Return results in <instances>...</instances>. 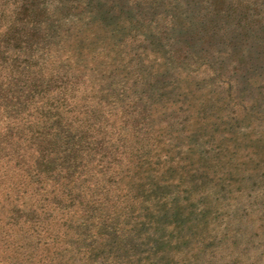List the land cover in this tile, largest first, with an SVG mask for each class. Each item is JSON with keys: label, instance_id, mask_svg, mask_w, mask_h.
<instances>
[{"label": "trees", "instance_id": "trees-1", "mask_svg": "<svg viewBox=\"0 0 264 264\" xmlns=\"http://www.w3.org/2000/svg\"><path fill=\"white\" fill-rule=\"evenodd\" d=\"M10 1L0 0V191L2 184H65L67 200L52 206L74 230L65 254L51 261L27 256L32 242L24 236L16 264H125L136 252L135 236L117 237L120 226L108 211L97 216L98 204L71 191L95 180L111 184L126 161L154 153L160 129L145 118L156 112L146 105L158 81L156 89H172L177 71L195 75L202 68L230 94L254 85L250 78L264 68V0H145L131 13L124 9L133 0ZM175 4L184 17L178 26L159 11ZM157 23L172 32L159 44L166 52L159 70L145 45ZM227 59L230 71L211 64ZM135 89L136 104L128 96ZM16 206H8L12 214L20 212Z\"/></svg>", "mask_w": 264, "mask_h": 264}, {"label": "rangeland", "instance_id": "rangeland-1", "mask_svg": "<svg viewBox=\"0 0 264 264\" xmlns=\"http://www.w3.org/2000/svg\"><path fill=\"white\" fill-rule=\"evenodd\" d=\"M144 1L133 0L135 4H128L125 12H133L134 5L144 7ZM164 10L171 14V24L178 26L184 20L178 4L159 8L163 15ZM137 17L142 20L143 12ZM160 25L152 26L158 27L156 33L145 42L148 50H154L150 64L156 70L166 54L159 44L172 35L163 32L166 24ZM211 62L213 68L230 71L232 60ZM258 72L250 78L254 85L234 84L241 91L231 94L202 68L195 75L177 71L172 89L158 90L159 81L153 84L149 95L155 99L146 107L156 112L145 120L160 129L156 137L160 146L140 159L145 165L126 161L111 184L95 180L71 191L85 203L98 204L97 216L107 210L120 226L117 237L124 238L128 231L135 236L136 252L125 264H264V122L260 121L264 120V68ZM193 80L198 81L199 91ZM140 94L135 89L128 96L136 104ZM64 185L2 184L0 264H16L24 236L32 242L27 256L34 262L65 254L64 244L74 230L64 225L65 219L52 206L58 199L67 200ZM15 204L20 212L12 214L8 206ZM30 208L35 210L33 216L27 213Z\"/></svg>", "mask_w": 264, "mask_h": 264}]
</instances>
